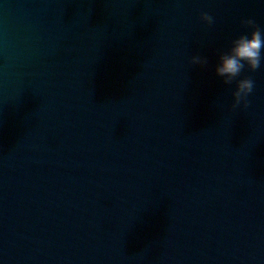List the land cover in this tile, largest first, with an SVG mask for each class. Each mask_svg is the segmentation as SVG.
Listing matches in <instances>:
<instances>
[{"label": "water", "instance_id": "95a60500", "mask_svg": "<svg viewBox=\"0 0 264 264\" xmlns=\"http://www.w3.org/2000/svg\"><path fill=\"white\" fill-rule=\"evenodd\" d=\"M248 18L264 0H0V264H264V63L246 109L214 72Z\"/></svg>", "mask_w": 264, "mask_h": 264}, {"label": "clouds", "instance_id": "9594fccd", "mask_svg": "<svg viewBox=\"0 0 264 264\" xmlns=\"http://www.w3.org/2000/svg\"><path fill=\"white\" fill-rule=\"evenodd\" d=\"M200 19L206 25L214 24V17L208 12H201ZM249 30L235 36L227 49L219 50L214 66V72L222 82L231 86L232 109L248 108L249 97L254 89V81L250 76L242 75L245 71H255L264 63V28L260 27L253 18L242 21ZM208 57L202 54L192 55L189 59L191 65L205 67Z\"/></svg>", "mask_w": 264, "mask_h": 264}]
</instances>
